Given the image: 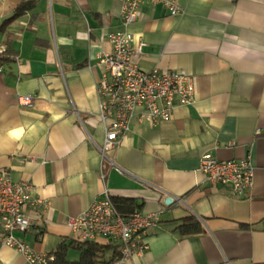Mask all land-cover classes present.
<instances>
[{
  "label": "crops",
  "instance_id": "0c3cea01",
  "mask_svg": "<svg viewBox=\"0 0 264 264\" xmlns=\"http://www.w3.org/2000/svg\"><path fill=\"white\" fill-rule=\"evenodd\" d=\"M176 2L175 16L141 4L127 30L139 68L184 72L193 102L155 127L134 118L104 157L93 145L105 138L97 63L107 34L124 29L118 0H0V47L12 54L0 72V174L49 201L29 232L14 233L48 264L73 240L68 219L105 192L122 214L159 217L146 251L123 264H264V0ZM205 153L247 160L251 185L234 196L211 184ZM0 264L28 263L0 242Z\"/></svg>",
  "mask_w": 264,
  "mask_h": 264
},
{
  "label": "built area",
  "instance_id": "2783aa9c",
  "mask_svg": "<svg viewBox=\"0 0 264 264\" xmlns=\"http://www.w3.org/2000/svg\"><path fill=\"white\" fill-rule=\"evenodd\" d=\"M145 2L162 5L170 16L180 12L176 0H118L124 29L107 34L110 49L101 53L97 63L101 70L96 85L98 120L105 138L99 146L92 143L104 157L105 152L111 150L129 130L134 118L155 127L171 119L175 106L193 102V80L184 72L144 71L138 66L141 45L134 44L127 27L137 20L139 8ZM4 54L5 48L0 47V56ZM2 69L3 64L0 63V72ZM17 101L30 103L32 97L21 96ZM199 171L211 184L228 187L234 196L243 194L253 177L247 160L220 161L211 153L200 157ZM31 190L30 182H16L10 176L0 174V242L24 255L28 264H48L50 259L33 254L14 237L15 232H29L34 222L50 208L48 200L32 196ZM158 220L157 213L144 214L138 210L120 213L105 192L86 211L69 218L67 226L75 241L102 239L115 246L119 256L112 264H123L130 257L146 251L143 236Z\"/></svg>",
  "mask_w": 264,
  "mask_h": 264
},
{
  "label": "trees",
  "instance_id": "16d2710c",
  "mask_svg": "<svg viewBox=\"0 0 264 264\" xmlns=\"http://www.w3.org/2000/svg\"><path fill=\"white\" fill-rule=\"evenodd\" d=\"M25 10L26 3H23L17 7L14 16H19ZM10 56H12L11 52L5 49V54L0 56V63L8 62ZM70 250L78 252L79 256L76 261H69L67 259ZM109 251H111V255L106 260V254ZM52 256L53 258L49 264H112L114 259L119 255L116 247L108 243L99 244L97 242H78L72 240L68 243H61L52 253Z\"/></svg>",
  "mask_w": 264,
  "mask_h": 264
},
{
  "label": "rangeland",
  "instance_id": "374dc122",
  "mask_svg": "<svg viewBox=\"0 0 264 264\" xmlns=\"http://www.w3.org/2000/svg\"><path fill=\"white\" fill-rule=\"evenodd\" d=\"M77 258H78L77 253H74V252L71 253L70 256H69V260L70 261H76Z\"/></svg>",
  "mask_w": 264,
  "mask_h": 264
},
{
  "label": "water",
  "instance_id": "95a60500",
  "mask_svg": "<svg viewBox=\"0 0 264 264\" xmlns=\"http://www.w3.org/2000/svg\"><path fill=\"white\" fill-rule=\"evenodd\" d=\"M171 199V201H172V198H170Z\"/></svg>",
  "mask_w": 264,
  "mask_h": 264
}]
</instances>
